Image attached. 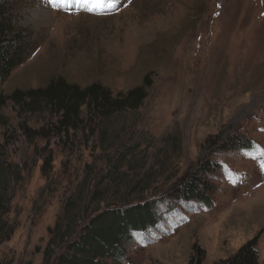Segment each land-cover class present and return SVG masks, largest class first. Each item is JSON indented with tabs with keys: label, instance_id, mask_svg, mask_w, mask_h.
I'll return each mask as SVG.
<instances>
[{
	"label": "rangeland",
	"instance_id": "374dc122",
	"mask_svg": "<svg viewBox=\"0 0 264 264\" xmlns=\"http://www.w3.org/2000/svg\"><path fill=\"white\" fill-rule=\"evenodd\" d=\"M1 1L33 44L0 83L1 95L57 78L79 87L98 82L113 95L146 76L150 86L138 110L103 126L104 146L90 135L98 129L63 140L29 139L24 126L46 128L55 118L24 114L7 102L0 158L18 166L21 181L6 215L15 231L0 245V261L41 264L48 229L86 172L130 148L146 150L140 162L135 158L132 178L156 170L147 198L162 200L174 182L215 167L204 180L211 203L163 205L123 264H189L199 250L202 264H220L254 238L264 264V0H118L93 13L77 0L62 8L48 0ZM233 137L249 139L251 147L222 148Z\"/></svg>",
	"mask_w": 264,
	"mask_h": 264
},
{
	"label": "trees",
	"instance_id": "16d2710c",
	"mask_svg": "<svg viewBox=\"0 0 264 264\" xmlns=\"http://www.w3.org/2000/svg\"><path fill=\"white\" fill-rule=\"evenodd\" d=\"M32 49L31 35L13 23L8 4L0 0V83L25 62ZM149 86L146 76L142 85L113 95L98 82L79 87L57 78L43 88L16 90L9 96L0 94V120L2 109L12 101L24 114H51L55 118L47 121L48 128L32 130L24 126V134L29 139L63 140L80 131L98 129L97 133L91 130L90 135L97 134L99 144L104 146L106 128L103 126L117 115L138 110L147 97ZM251 144L249 139L233 137L222 148L237 151ZM134 151L129 148L117 152L96 172L92 165L87 166L92 171L86 172L75 192L66 199L54 226L48 229L41 264H123L129 246L139 233L154 225L162 214L163 205L211 203V187L204 180L214 164L205 165L189 178L174 182L165 191V198L157 200L144 197L152 190L156 170L152 168L139 177L130 176L133 165L140 162L146 150L138 154ZM137 156H140L139 161L135 160ZM47 162L50 165L51 156ZM20 181L18 166L0 158V245L9 241L15 231V225L6 215L13 188ZM256 246L257 238H254L220 264H258ZM203 258L204 252L199 250L189 264H202ZM0 264L11 262L0 261Z\"/></svg>",
	"mask_w": 264,
	"mask_h": 264
},
{
	"label": "snow or ice",
	"instance_id": "6c2138e0",
	"mask_svg": "<svg viewBox=\"0 0 264 264\" xmlns=\"http://www.w3.org/2000/svg\"><path fill=\"white\" fill-rule=\"evenodd\" d=\"M67 3L68 0H48L49 5L57 8H62ZM77 3L81 5L83 10L93 13L104 7H107L108 9L116 7L118 0H77ZM88 5H91V7ZM261 167L264 169V165H261Z\"/></svg>",
	"mask_w": 264,
	"mask_h": 264
}]
</instances>
